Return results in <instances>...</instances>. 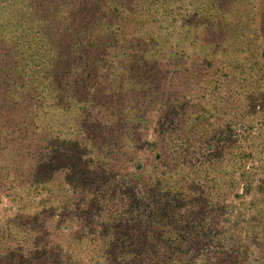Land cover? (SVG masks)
Returning <instances> with one entry per match:
<instances>
[{
	"label": "rangeland",
	"instance_id": "obj_1",
	"mask_svg": "<svg viewBox=\"0 0 264 264\" xmlns=\"http://www.w3.org/2000/svg\"><path fill=\"white\" fill-rule=\"evenodd\" d=\"M0 264H264V0H0Z\"/></svg>",
	"mask_w": 264,
	"mask_h": 264
}]
</instances>
